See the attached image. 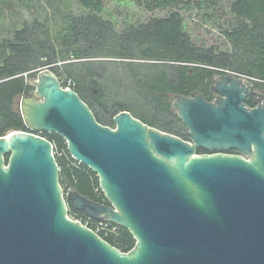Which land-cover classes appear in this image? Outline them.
<instances>
[{
    "label": "water",
    "instance_id": "water-1",
    "mask_svg": "<svg viewBox=\"0 0 264 264\" xmlns=\"http://www.w3.org/2000/svg\"><path fill=\"white\" fill-rule=\"evenodd\" d=\"M31 85L34 97L18 106L25 124L63 137L107 203L65 191L47 138L0 136V264H264V93L254 80L225 72L213 101L200 91L175 96L189 140L129 111L115 128L101 124L50 69ZM70 206L127 229L136 246L122 252L71 219Z\"/></svg>",
    "mask_w": 264,
    "mask_h": 264
},
{
    "label": "trees",
    "instance_id": "trees-1",
    "mask_svg": "<svg viewBox=\"0 0 264 264\" xmlns=\"http://www.w3.org/2000/svg\"><path fill=\"white\" fill-rule=\"evenodd\" d=\"M134 1L149 12H172L120 31L104 18V0H47L49 8H57L54 16L46 13L45 19L28 4L8 0L21 15V27L14 21L0 29V136L25 131L47 138L54 145L65 191L74 190L102 203L107 199L98 176L71 156L63 137L31 131L16 106L34 90L28 80L40 70L53 71L64 88L76 91L94 113L102 112L107 119L95 115L104 125L114 127V117L129 111L184 140L190 136L172 108L175 96L200 91L213 101V80L227 71L251 78L264 93V0H191L201 9L221 4L217 28L228 50L219 52L197 45L185 30L178 10L184 0ZM246 103L255 106L253 98ZM206 152L198 149L199 154ZM69 215L88 218L72 206ZM117 227L115 234L100 236L128 253L136 240L130 231Z\"/></svg>",
    "mask_w": 264,
    "mask_h": 264
},
{
    "label": "rangeland",
    "instance_id": "rangeland-1",
    "mask_svg": "<svg viewBox=\"0 0 264 264\" xmlns=\"http://www.w3.org/2000/svg\"><path fill=\"white\" fill-rule=\"evenodd\" d=\"M14 3H23L28 4L30 8L33 9V12H37V15L40 19H45L46 13L52 17L55 14V8L57 7H48L47 0H11ZM228 2V1H227ZM8 0H0V5L3 10H0V29H4L6 26L12 25L15 21L18 24V27H21V15L16 14L17 8L14 6L8 5ZM225 4V10H228ZM221 4L213 6L212 9L208 8H199L197 3H193L191 0H184V3L179 7V12L183 16L185 30L189 33L193 41L204 48H215L214 51L219 52L218 50H228L226 48V39L221 35L220 30L217 28L218 17L221 15ZM223 9V8H222ZM171 10H156L154 12H149L145 8L138 6L134 0H104L103 2V15L107 20L112 21L118 30H122L130 25H138L149 22L152 18H162L167 17L171 14ZM26 18H29L27 13L24 11ZM223 20L225 17L222 18ZM61 22V21H60ZM56 23L52 20V27ZM48 69V68H44ZM228 72V71H227ZM241 77L251 79L247 76L229 72ZM32 79H29L28 82L31 85ZM62 82V81H61ZM32 86V85H31ZM34 90L30 93L28 97H34ZM71 88V87H65ZM262 92L261 90H258ZM215 98L218 94L214 93ZM20 99L16 102L18 108ZM255 103V101H254ZM140 109L143 110L141 106ZM94 112V111H93ZM94 114H99L102 119H107V117L102 112L95 111ZM95 115V116H96ZM104 125V123H101ZM108 126V125H105ZM111 127V126H108ZM116 126L112 127L115 128Z\"/></svg>",
    "mask_w": 264,
    "mask_h": 264
},
{
    "label": "built area",
    "instance_id": "built-area-1",
    "mask_svg": "<svg viewBox=\"0 0 264 264\" xmlns=\"http://www.w3.org/2000/svg\"><path fill=\"white\" fill-rule=\"evenodd\" d=\"M226 73H229V72H226ZM237 76H239V75H237ZM70 217H71V219L80 222L85 227L93 230L99 236H100V233H105L106 235H109V234H115L117 232V228H118L117 226L118 225L112 224L110 222H99V221L91 219L88 216H87L88 217L87 219L79 218V217H75V216H70Z\"/></svg>",
    "mask_w": 264,
    "mask_h": 264
},
{
    "label": "flooded vegetation",
    "instance_id": "flooded-vegetation-1",
    "mask_svg": "<svg viewBox=\"0 0 264 264\" xmlns=\"http://www.w3.org/2000/svg\"><path fill=\"white\" fill-rule=\"evenodd\" d=\"M253 100H254V99H253ZM236 153H237V152H236V151H233V150L229 152V154H236ZM203 154H210V152L207 151L206 153H203Z\"/></svg>",
    "mask_w": 264,
    "mask_h": 264
}]
</instances>
